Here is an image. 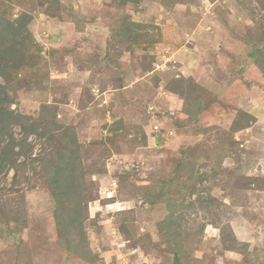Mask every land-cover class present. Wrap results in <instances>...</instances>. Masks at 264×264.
<instances>
[{
	"label": "rangeland",
	"instance_id": "374dc122",
	"mask_svg": "<svg viewBox=\"0 0 264 264\" xmlns=\"http://www.w3.org/2000/svg\"><path fill=\"white\" fill-rule=\"evenodd\" d=\"M0 30V264H264V0H0Z\"/></svg>",
	"mask_w": 264,
	"mask_h": 264
},
{
	"label": "trees",
	"instance_id": "16d2710c",
	"mask_svg": "<svg viewBox=\"0 0 264 264\" xmlns=\"http://www.w3.org/2000/svg\"><path fill=\"white\" fill-rule=\"evenodd\" d=\"M1 31V30H0ZM1 38V34H0ZM259 49L257 47H254L253 51L251 52L252 58L257 60V56ZM199 104L198 98H191L188 103V107L185 109V112L187 113L188 117H190L193 120L198 119V113L199 108H197ZM2 112L0 111V125L2 123ZM1 130V127H0ZM14 142L9 143V148L14 146ZM27 148V147H25ZM8 154V151L6 148H2L0 151V159L4 158ZM72 154L70 151L68 153L62 154L57 153V159H55L53 162L49 163V166H44L45 174L47 182L50 186V189L53 192L54 198L57 202V215H56V222H57V229L60 235L65 239V241L68 240L67 238V231H69L71 226V218L72 214L66 215L67 208L70 204V200L72 197V194L68 192V184L71 185L70 176L74 171V162L72 159ZM73 198V197H72ZM177 204L171 203V206L169 207L170 213L168 214L167 218L169 221V228L173 227L177 224V220L179 219V216H174V213L176 211ZM58 212L60 214H58ZM65 214V215H64ZM179 261L175 259V262L173 264H178Z\"/></svg>",
	"mask_w": 264,
	"mask_h": 264
},
{
	"label": "built area",
	"instance_id": "2783aa9c",
	"mask_svg": "<svg viewBox=\"0 0 264 264\" xmlns=\"http://www.w3.org/2000/svg\"><path fill=\"white\" fill-rule=\"evenodd\" d=\"M152 108V107H151ZM151 108H149V110L151 109ZM154 111H153V108H152V113H153ZM155 128H156V126H154ZM157 129H158V127H157Z\"/></svg>",
	"mask_w": 264,
	"mask_h": 264
},
{
	"label": "clouds",
	"instance_id": "9594fccd",
	"mask_svg": "<svg viewBox=\"0 0 264 264\" xmlns=\"http://www.w3.org/2000/svg\"><path fill=\"white\" fill-rule=\"evenodd\" d=\"M111 197V196H110Z\"/></svg>",
	"mask_w": 264,
	"mask_h": 264
}]
</instances>
